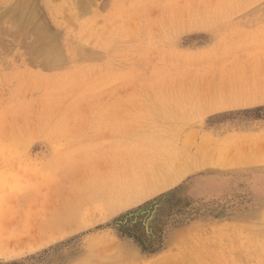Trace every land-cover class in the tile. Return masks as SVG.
I'll return each instance as SVG.
<instances>
[{
  "label": "rangeland",
  "instance_id": "rangeland-1",
  "mask_svg": "<svg viewBox=\"0 0 264 264\" xmlns=\"http://www.w3.org/2000/svg\"><path fill=\"white\" fill-rule=\"evenodd\" d=\"M10 1L0 264H264V0Z\"/></svg>",
  "mask_w": 264,
  "mask_h": 264
},
{
  "label": "bare ground",
  "instance_id": "bare-ground-1",
  "mask_svg": "<svg viewBox=\"0 0 264 264\" xmlns=\"http://www.w3.org/2000/svg\"><path fill=\"white\" fill-rule=\"evenodd\" d=\"M12 1V2H11ZM10 2L11 3H13L14 1L13 0H11ZM16 1V0H15ZM18 1V2H17ZM16 2H15V4L13 3V6L12 5H9L11 8V10L5 5V9L6 10H9L10 12L12 11V13H10V12H7V13H10L13 17H15V18H18V19H20L21 20V22H19V24H17L18 25V30H22V29H27V30H29L30 31V33L32 32L33 34V39L31 40V41H29V43H28V45L26 44H24V47L25 46H28L27 48H29L30 49V51H32V52H38V51H40V52H42L43 53V55L42 56H44V58L46 59V64H48V62H51L53 59V57H54V53H53V51L51 50L50 51V49H52V47H50L51 46V44H49V46L48 45H46V47H45V45L43 46V47H41V46H39V45H41L39 42H43V41H41L43 38H44V36H45V34H44V32H45V29H44V32H43V30H41V29H43L42 28V26H41V24H40V22H32V18L35 16V14L33 13V10L31 11V10H29L28 9V7H27V5L25 4L26 2H25V0H17ZM9 2V1H8ZM7 2V4H10V3H8ZM23 3L26 5V8L29 10L28 12L29 13H27V11H25L26 9H23L24 7H23ZM77 3V2H76ZM17 4H19V7H18V5ZM75 4V3H74ZM14 5H15V7H14ZM7 7V8H6ZM17 7V8H16ZM69 7V6H68ZM33 8V7H32ZM80 9V8H79ZM78 10V9H77ZM7 13H3V14H7ZM2 14V13H1ZM2 14V15H3ZM32 14L34 15L33 17H32ZM28 15V16H27ZM1 16V15H0ZM3 16H6V15H3ZM9 16V15H8ZM37 16V15H36ZM3 18V17H2ZM5 18V17H4ZM8 18V17H7ZM15 18H11L10 19V16H9V19H10V21L12 20V22L13 21H15L16 22V20H14ZM37 18V17H36ZM4 20V19H3ZM2 20V21H3ZM33 20H35V19H33ZM2 21H1V19H0V22L2 23ZM6 21H8V19L6 20ZM1 23H0V26H1ZM8 23V22H7ZM13 24H14V22H13ZM6 25V24H5ZM17 25H16V27H17ZM11 26V25H10ZM15 27V26H14ZM3 28V27H2ZM2 28L0 27V36H1V38H3L2 36L3 35H1V34H6V30L3 28V31L5 30V32H3L2 31ZM9 28H7V30H8ZM9 31V30H8ZM13 31V30H12ZM15 31V30H14ZM17 31V30H16ZM3 32V33H2ZM19 32V31H18ZM18 32H14L15 33V35L18 33ZM28 32V31H27ZM14 33H12L13 35H14ZM23 33V32H22ZM11 34V33H10ZM10 34H6V35H10ZM13 35H12V37H13ZM15 37V39H17L16 37H18V35H16V36H14ZM46 38V37H45ZM1 40V39H0ZM30 40V39H29ZM46 40V39H45ZM44 40V41H45ZM4 41V40H3ZM24 41V40H23ZM1 42V41H0ZM21 42V41H20ZM38 43H39V45H38ZM44 43V42H43ZM47 43V42H46ZM21 44V43H20ZM3 45V44H2ZM37 46H39V47H37ZM41 47V48H40ZM47 47H48V49H47ZM29 49H28V51H29ZM55 51V50H54ZM56 53V52H55ZM37 54V53H36ZM33 55H35V54H33ZM40 55V54H39ZM56 55V54H55ZM41 56V57H42ZM53 56V57H52ZM43 58V57H42ZM43 58V59H44ZM41 59V58H40ZM53 61H55V60H53ZM48 65H50V63L48 64ZM51 66V65H50ZM19 167V166H18ZM19 170V169H18ZM21 172V171H20ZM19 173V172H18ZM20 174V173H19ZM28 174V173H27ZM22 175V174H21ZM35 196V195H34ZM33 198V197H32ZM20 200V199H19ZM34 200H37V198L35 199L34 198ZM50 200V199H49ZM31 201V200H30ZM29 201V202H30ZM32 202V201H31ZM36 202V201H35ZM41 202V201H40ZM40 202H38V203H40ZM68 202V201H67ZM16 203H17V201H16ZM42 203H45V201H43ZM5 205V207L8 205L7 204V202L4 204ZM13 205V204H12ZM28 205V204H27ZM38 205V204H37ZM10 206V205H9ZM30 206V205H29ZM38 206H40V205H38ZM43 206V205H42ZM42 206H40V207H42ZM71 206V205H70ZM17 207V206H16ZM33 207V206H32ZM37 207V206H36ZM33 209V208H32ZM40 209V208H39ZM44 209V208H43ZM69 209V208H68ZM72 209V208H71ZM42 210V209H41ZM40 210V211H41ZM30 211V210H29ZM44 211V210H43ZM36 212H37V210H36ZM32 213V212H31ZM46 213V212H45ZM57 213H59V212H57ZM43 216H44V213L42 214ZM48 215V214H47ZM53 215H55V214H52L51 216H53ZM262 216V217H261ZM47 217V216H46ZM50 216H49V220H50ZM263 219L264 218V215H259V216H257V220L259 221L260 219ZM41 219V218H40ZM44 219H45V217L44 218H42L41 220H43V222H44ZM40 222L41 221H39V224H40ZM43 222H41V223H43ZM45 222L46 223H48V219L46 220L45 219ZM44 222V223H45ZM53 222V224L52 225H54V223L56 222V220H55V222H54V220L52 221ZM259 222H262V221H259ZM45 223V224H46ZM57 223V222H56ZM37 225H38V223H37ZM51 224H49V226H50ZM41 226V225H40ZM41 227H47V228H49L47 225H42ZM37 228H40V227H38L37 226ZM44 230H45V228H44ZM262 231V230H261ZM260 232V231H259ZM258 232V233H259ZM263 235H264V231H262L261 232ZM19 235V236H18ZM20 235H21V233H17L16 235H15V230L14 229H12V231L10 232V233H8L7 235L6 234H3V235H0V257L1 256H3V255H5V254H16V253H19V252H22V251H28V250H31V249H33L34 247H36V246H38V245H42V244H40V243H37V242H39V241H36V243H32V242H35V241H33V240H31L32 242H30V243H28L27 244V242L25 241V237H20ZM4 237V238H3ZM27 237V236H26ZM32 237H34V236H32ZM30 238V237H29ZM34 240H35V238H34ZM28 241V240H27ZM120 252H122V251H127V249L126 248H123V247H120ZM185 250V249H184ZM112 252V251H111ZM111 252H109V254H113V252L111 253ZM128 252H130L129 250H128ZM131 253V252H130ZM182 253L184 254V252L182 251ZM109 254L107 255V254H105V258L108 256L109 257ZM104 256V255H103ZM107 257V258H108ZM132 258H135L134 256H131ZM104 257L102 258V261H99V262H97L98 264H101V262L103 263V264H125V263H123V260L121 261V263H120V261L118 262V260H116V259H114V258H116V257H113L112 259H110V260H108L107 262H105V261H103L104 259H105ZM121 258V257H120ZM181 258L182 257H180V258H178V264H183L184 263V261H182L181 263H179L180 261H181ZM136 259V258H135ZM180 259V260H179ZM183 259V258H182ZM100 260V259H99ZM120 260V259H119ZM134 260V259H133ZM184 260V259H183ZM191 260V259H190ZM198 260V259H197ZM132 261V260H131ZM131 261H128V263L130 264V262ZM174 261V260H173ZM133 262V261H132ZM138 262V261H137ZM175 262V261H174ZM173 262V263H174ZM96 263V264H97ZM134 263H136V261L134 260ZM175 263H177V261L175 262ZM86 264V263H85ZM132 264V263H131ZM137 264V263H136ZM158 264H160V263H158ZM165 264H168L167 262L165 263ZM171 264V263H170ZM186 264H188V262L186 263ZM189 264H190V262H189ZM192 264V263H191Z\"/></svg>",
  "mask_w": 264,
  "mask_h": 264
}]
</instances>
